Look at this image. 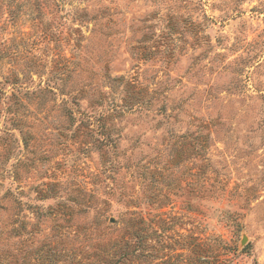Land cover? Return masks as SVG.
<instances>
[{
	"label": "rangeland",
	"instance_id": "obj_1",
	"mask_svg": "<svg viewBox=\"0 0 264 264\" xmlns=\"http://www.w3.org/2000/svg\"><path fill=\"white\" fill-rule=\"evenodd\" d=\"M0 264H264V0H0Z\"/></svg>",
	"mask_w": 264,
	"mask_h": 264
}]
</instances>
